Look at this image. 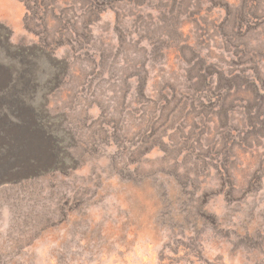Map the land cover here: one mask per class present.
Wrapping results in <instances>:
<instances>
[{
	"label": "rangeland",
	"instance_id": "1",
	"mask_svg": "<svg viewBox=\"0 0 264 264\" xmlns=\"http://www.w3.org/2000/svg\"><path fill=\"white\" fill-rule=\"evenodd\" d=\"M0 264H264V0H0Z\"/></svg>",
	"mask_w": 264,
	"mask_h": 264
}]
</instances>
